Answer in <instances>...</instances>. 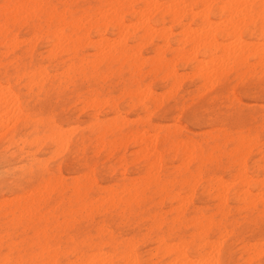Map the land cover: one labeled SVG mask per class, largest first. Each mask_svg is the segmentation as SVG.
<instances>
[{"label":"rangeland","instance_id":"1","mask_svg":"<svg viewBox=\"0 0 264 264\" xmlns=\"http://www.w3.org/2000/svg\"><path fill=\"white\" fill-rule=\"evenodd\" d=\"M51 1L56 5L59 12L68 10L74 11L78 18L81 17L80 15H83L86 8H94L98 5V0ZM157 1L163 3L165 0ZM192 1L193 0H188L189 3H192ZM6 4H8L7 0H0V8ZM201 5L202 4H199L198 6H193V8H191V12H199V15L197 12H194L196 15H198L196 18L187 16L182 21H176L168 16L163 18L161 15L155 14L151 19L150 26L152 28L154 27V30L158 28V31H154L157 33H155V36L152 39L145 37L144 29L141 30L140 27L136 30L137 38L126 40L128 48L131 49V54L134 51H140L137 53V55H141L144 71L146 74H148V76L146 75L143 77V85L150 87L157 99L155 102L150 104V113L152 111L151 115L150 113L141 114L140 108L138 107L131 109L127 106L130 99L129 96L126 95L125 91L127 89L126 82L130 78L129 70L125 69L121 74H107L105 70L106 66L104 65L101 67V72L97 75L92 76L90 73L86 72L88 75L87 78H84L77 72L71 73L69 76H65L63 70L58 69V63L50 62V60L47 58L48 51L50 49V44H48V41H51V39L44 38L36 41L33 40V32L30 27L17 26L13 28V33L16 34L18 39L21 41L18 40L20 44L16 47V49H14L12 53L0 59V83L5 85V87L6 85L9 87L11 86L12 91L18 95L19 105L21 106L23 114L26 116L24 118L19 114V112L17 113L15 111L13 112L14 114L11 112L8 114V116L3 114L4 116L6 115L5 117L3 116V120L1 119L2 115L0 117V203L11 201L15 198H21L26 194V192L28 195H30L32 190L39 188L43 181H46L51 177L62 178L65 180L66 184H71L75 179H80L83 181L88 177L93 176L100 187H112L118 189L119 187L128 183L129 180L139 177L138 174H140V178L145 176V162L143 159L138 158L137 153L139 149L133 144L121 146L120 148L118 146L116 150L103 149V147L101 150L99 149L101 143L99 144L97 136H95L90 127L94 122L92 115L94 116V114L98 112L97 116L100 121L103 122L116 116H114V111L110 109L112 103L109 106H104L103 108L100 107L93 111L94 108L91 107V103L89 104L90 106L88 105V100L93 98L95 99L97 96H99L100 100L105 98L106 100L109 99L114 101V103L118 106V109L123 113V116L130 119L131 121L133 120L132 122L130 121L131 127H139V129L146 128V130L150 131L149 136H153L156 132H158L157 134H159V137L162 138L170 132L171 134L179 136L182 140L187 138L191 139L192 141L194 140L195 143L197 142L199 145H202L206 151H209L213 147L214 141H219L221 144L227 142V148L222 149L223 151L228 152V154L223 156L221 165H209L207 167L208 170L205 173L204 180L200 182V178H198L199 180H194V182L196 181L197 185L195 186L193 182L191 187H189H196V194L194 197L192 194L190 195L189 188L182 189V186L180 185H173L170 189L173 195L175 192H177L175 194L180 193L182 197L188 196L187 199L185 198L186 200H188L189 197L191 198V196L193 197L189 202L190 206L186 211V221L183 222V225L195 218L197 212L200 210L204 211L207 217L213 216L216 213V201L209 198L207 192H205V187L208 186L213 180L214 183L221 179V181L225 180V182H230L227 184L232 185L230 186V189H232V194L240 189V185L238 184L240 183V180L236 182L237 180L235 176L237 177L236 174H239L237 171L240 170L239 167H241V164L244 161L246 168H243L242 166L241 169L243 168V171L247 172V177H252L251 180L254 179L255 181L258 180V182H262L264 178V156L258 151V147L264 145V64L262 63L261 66L260 60L258 61L257 57L251 56V58L247 54L248 67L247 65L241 66L239 68L240 74H238V70L233 64V61L231 65L227 63V69H223V73L224 71L225 73L223 74L221 72V76L216 74L213 75V71H209L208 69V72H211L213 77L216 76L218 78H215L217 79L215 82V79L211 78L212 76L210 74L211 81L209 85L211 86V89H209V85H207L205 88L203 87L209 83V80L207 81L204 79V77L201 79L199 76L200 74H195L197 71L194 70L193 66H187L181 61L175 62L176 65L173 64V66L176 67L177 72L182 75L181 76L178 74V76H180V78H178V84L174 83L172 80L164 78L166 75H168L166 74V70L160 71L156 75H149V72L156 66H160V64L164 63V61H171L174 58L173 55L178 50H184L186 52L188 49L190 53L191 51L193 52L192 48H194V43L188 42L185 44V42H183V45L182 41L186 35H191L192 32V34H196V32L198 34V28L200 29V27L204 30H207L205 28L210 27V21L220 23L219 21L222 20L220 24H223L224 26L218 24V26L220 25L219 28L221 27L220 29L215 23L214 25L212 24L213 22L210 23L213 29L212 27L210 28L214 31L218 29L217 32L220 33V44L223 45L228 42L231 43L233 38L236 37L238 39L239 36H241L242 41L240 42H244L245 44H248V42L251 43L250 41H252V43L256 42L260 45L258 47L262 49V45L260 43L263 41L264 44V37H262V35L264 36V31H262L261 28H264V26L261 27V25L264 23H258L260 22L259 20L262 19V17L259 19V17L262 16V14H260L262 12L259 6L254 8L256 12L258 10L259 17L257 18L256 16L257 20L254 18L256 22L252 23L253 21H251L250 17H255L254 15L256 14L253 13V15L250 13V15V11H247V5H244V7L246 6L245 12H248L246 15L248 14L247 16H250L249 18L245 19L248 21L250 19L251 22L248 23L246 22L247 20L245 22L243 21L246 23V25H244L242 20L245 19H241V22L238 20L240 22L239 24L236 20L235 23L238 25L243 23V25L241 24L240 26L236 27V29L239 28V30L235 29L236 32L239 31V35L237 36V33L234 35L231 34L232 32L234 33L233 28V30L230 29L232 32L229 31V26L235 27L236 24L234 25V21L237 19V17L233 16L235 19H231L232 21L230 23L232 25L228 23L230 20L228 21L227 17H232L229 16V14H231L229 10L220 9L222 6L221 4H214V7L211 10L206 9L205 6L202 8ZM142 8L144 7H141L138 9V11L141 12ZM199 8H201L200 11ZM242 8L243 7L240 6L238 11L242 12ZM236 10L234 13H237ZM201 11V14H205V16L208 17V26L206 25L208 20H204L205 17L200 14ZM205 11H207V15ZM202 16L204 19H202ZM134 22L136 24L137 20H132L130 24H134ZM138 23H140L141 26L142 22L138 21ZM225 24H227L228 28H225ZM187 25L189 28H193L189 29ZM159 27H161L163 30L168 29L169 33H171V38L168 42H164L157 36L160 32ZM194 27H198L196 28L197 31L195 32ZM214 27L217 28L215 29ZM183 29H189L192 32L189 31L190 33L188 34L186 31L183 32ZM203 31L202 34L205 32ZM260 31L262 32V35ZM183 33H186V35L184 36ZM95 34L96 33L94 31L91 32L92 41H96V39H98ZM230 34L232 36H230ZM83 35L84 32L82 31V33L77 35V38H81ZM117 36H120L118 35V31H110V34L107 35V37L110 39H118L119 37ZM23 39H25V41ZM156 39L158 41H156ZM237 39L234 41L235 44ZM146 41L148 43H146ZM229 43L226 45L229 46ZM252 43L248 44V46L251 45V48L255 45ZM138 45L141 46L139 47ZM236 46L233 47L236 48ZM238 46H240V44ZM255 47H257V45L254 46V49H258L260 51L259 48ZM90 48L91 47L84 48L82 53L85 57H87L88 62H93L97 60L96 56L99 54L97 53V55H94V53L99 51ZM161 48L163 50H161ZM229 49L233 48H230L229 46ZM137 55H135L134 52V57ZM161 55H163L162 57L164 60L161 58ZM186 55L188 54L186 53ZM15 56L19 57V65L21 67L20 71L16 70V65L12 63ZM35 56L36 58L34 59ZM195 56H197L198 59H202V61H206L208 59V54H206L205 50L203 49L197 51ZM155 57L158 60L157 62L154 59ZM206 62L209 61L207 60ZM120 63L114 64L112 66V70L120 69ZM251 63H254L255 65L252 67ZM258 63L260 64L257 65ZM250 64L251 67L249 66ZM210 65L214 66L212 64ZM90 66L89 68H91ZM229 66L230 69H228ZM231 66L233 67L232 69ZM32 67H42L41 69L49 73L48 77H45L46 81L43 86H30L28 78L24 77V74L30 72ZM88 71H90V69H88ZM102 71H105V74ZM183 75L185 76L183 77ZM160 78H163V80H160ZM202 80H205L206 82H203ZM179 81H181V83ZM158 97L160 98V101L162 100V102L158 101ZM110 113L111 115H109ZM17 116L19 120H17ZM9 118H13L15 120H9ZM52 126L63 130L62 132L64 133L65 138L63 137L62 142L64 141V143L55 144V141H53L51 138H47L50 135L49 129H51ZM150 126L151 128H149ZM64 129L67 131H64ZM154 130H156L155 133ZM67 132L68 135L66 134ZM240 134L243 135L242 138H240ZM65 135H67V137ZM244 135H246L247 138ZM45 136L47 139L44 138ZM242 139L250 142L252 149L245 152V155L243 154L241 157L233 159V161L230 159L229 154L231 151H233L234 147H236L239 140ZM64 144H66V148ZM171 148V145L168 146L165 151L161 152V156L155 161L158 162L159 160L158 164L162 162L164 172L171 176V178H176L180 176V172L183 174L185 168L183 166L185 164L183 163V160L177 159L175 157V152L174 150L172 151ZM108 152H111L112 154H109ZM122 160H126V162H124L125 164L122 163ZM191 169L194 170L195 167H192ZM91 172L92 174H90ZM214 177H217L216 179L218 180H215ZM197 181H199V183ZM233 181H235V184H238L235 188L233 187V185H235ZM252 191L254 195L256 192L257 194H261V192L264 193V191L255 189H252ZM67 192L68 193L66 197H71L72 193L70 191ZM96 194L97 193L95 192L94 196L99 197ZM148 195H151L152 199L141 205V209L138 207L134 208V215L127 214L123 216L122 210H118L117 212H113V214L110 213L106 216L95 213L92 216V219H90L79 213L76 214L73 219H70L64 228H69V231L67 232L68 236H72L79 241L90 238L96 242H100L98 229L99 226H102L103 230L105 231L104 235L111 233L113 238L118 241V243L129 240L128 242H131L130 247L135 246L133 248L137 251V254L140 257V264H169L171 260L173 261L175 255H167L165 249L167 250V248L174 246L172 244L173 242L174 244L178 243L177 240L168 238L170 228L173 226V219L176 218V214L172 213L171 210L177 206L170 203L169 198H161L159 195H155L154 191L150 192ZM72 206L74 209L77 207L75 203H66L64 204L63 209L65 210L71 208ZM229 206L231 207L232 213L230 215L228 227L229 231L234 232L231 233L227 238L221 237L222 239L218 234H215L212 236L211 242L215 240V242H213L216 243L215 247L218 244L216 242L218 239L219 244L222 243V245H220L221 247H218L219 245L216 247L217 251H220V264H246L249 254V248L247 245L248 243L251 245L254 242L251 247L254 245V251L257 250V252H262L264 248V214H262L264 208L260 207L261 214H258L247 211L243 205H238L234 201H229ZM62 211L63 210H61V212ZM158 213L168 214V223L164 226L163 232L166 235L168 244H171V246L169 245L170 247H163L164 250L157 241L158 235L161 236V234H158V231H155L153 230L154 228H152V217ZM3 215L4 214L0 216V225L4 226V224L10 221L12 218L9 217L8 220H5ZM62 217L63 216H61L60 220L63 222ZM24 225H26V222ZM179 227L180 226H178V228ZM5 229L8 230L9 234H11V240H4L3 247L0 249V256H4L6 253L8 254V246L10 243L16 242L22 245V241L30 242L37 237V235H35V227L26 230H16L14 227L7 229L5 226L3 229H1L0 226V238L5 236ZM183 230L184 229H182V231ZM180 231L178 230L177 236H180ZM65 237L66 234L62 237L63 248L67 246V239ZM186 237V241L190 240L189 242H191L192 234L188 233L186 234ZM109 238L110 236L104 237V240ZM260 241L262 242L260 243ZM214 250L215 249L211 251ZM38 251L39 248L37 247L28 248L26 246H21L14 253V256L24 254L29 255L30 253ZM106 251H109V249ZM153 253L155 255L152 256ZM262 253L263 254L261 255L260 261L254 264H264V252ZM61 264H67V257L62 259Z\"/></svg>","mask_w":264,"mask_h":264},{"label":"bare ground","instance_id":"2","mask_svg":"<svg viewBox=\"0 0 264 264\" xmlns=\"http://www.w3.org/2000/svg\"><path fill=\"white\" fill-rule=\"evenodd\" d=\"M7 1L8 4L6 5H10L11 7L5 8L4 5L3 7L0 8V52L3 51L0 54V59L8 56L20 44L19 41L21 40L18 39V36L13 33L12 29L17 26L30 27L33 32L32 33L33 40L38 41L44 38L51 39V41H48V44H50L49 45L50 49L48 51L47 58L50 60V62L58 63L57 65L58 69L63 70L65 76H69L71 73L77 72L84 78H87L88 75L86 72L90 73L92 76L97 75L101 72V67L104 65L106 66L105 70L107 74H112V73L121 74L123 70L125 69L129 70L130 78L126 82L127 89L125 91L126 95H128L130 99L127 106L130 107L131 109L137 107L140 108L141 114L150 113V104L155 102L157 99L154 93L152 92V90L150 89V87H146L143 85V81H142L143 77L146 75L148 76V74H146V72L144 71V67H143L144 65L142 63L141 55H137V53L140 51L139 50L134 51L135 55H137L134 57V52L131 54V49L128 48L126 40L137 38L136 30L140 27L141 30L144 29L145 37L152 39L155 36V33H157L154 31L155 30L158 31L157 30L158 28L154 30V27L152 28L150 26V22L153 15L155 14L161 15L163 18L168 16L176 21H182L187 16H192L193 18H196L199 15L198 11H196L198 15L195 14L196 13L195 11H194L195 13L193 11L191 12V8H193V6H198L199 4H202L201 5L202 8H204L203 6H205L206 9L211 10L214 7L213 6L214 4L215 5L221 4L222 6L220 5L221 6V8L219 7L220 9H225V10L227 9L229 10V12H231L229 16L232 17L231 18L229 17L230 19L227 17V20L228 21L230 20L228 22L230 25H232L230 23L232 21L231 19L234 20L235 17H237V19H235L234 21V25H235L236 20L237 21L239 20L241 22V19L249 18L250 16H247L248 14L246 15V13H248L249 11H250L249 14L250 13L256 14V15L253 14L255 17L253 16L250 17L251 21H253L252 23H255L257 18L259 17L258 16L259 14H258V10L256 12L254 8L259 6L262 12L260 13L262 14V16H260L259 19L261 17L262 19L259 20L260 22L258 23H262V24L264 23V18H263L264 0H193L192 3H189L188 0H165L164 2L162 1L163 3L157 0H141V1L140 0H98V5L94 8L93 7L86 8L84 10L83 15H80L81 16L80 18L76 16V13L74 11L68 10L64 12L63 11L59 12L56 5L53 4L51 0H7ZM244 5H247L248 12H245L246 6L244 7ZM240 6L243 7L242 9L244 12L238 11ZM141 7L144 8H142L143 11L141 9L140 12L138 11V9H140ZM200 10L201 8H199V11ZM235 10L237 13H234ZM206 12L207 11H205V13ZM201 13L202 11L200 12V14ZM203 16L205 17V19ZM203 16L202 19L207 21L208 17L205 16V14ZM250 19L249 21L247 19L242 20V22L243 21L245 22L247 20L246 22L250 23L251 22ZM132 20H137L136 24L135 22L134 24H130ZM138 21L142 22L141 26L140 23H138ZM221 21L219 22L221 23ZM239 21L237 22L238 24L240 23ZM208 22L209 20L207 21L206 25L208 24ZM211 22L213 21H210V23ZM210 23L209 26L212 27ZM214 23L215 21L212 24L214 25ZM220 23L217 22L215 24L216 26H218V24ZM243 23L241 24L243 25ZM238 24H236L235 27L229 26V31L234 29L233 30L234 33L231 31L232 35H234L235 33H237L236 34L237 36L239 35L238 34L239 31L236 32V30L237 29L239 30V28L236 29V27L240 26L241 24L240 25ZM225 25H226L225 28L226 27L228 28L227 24ZM244 25H246V23H244ZM262 26H264V24L261 25V27ZM210 27L205 28L208 30V32L207 30H204L201 27H200L201 30L198 27H196L200 31V32L198 31V34L197 32L196 34L195 33L192 34L193 32L189 30L193 27L189 28L188 26L189 28L187 29L188 31L183 29L182 31L183 32L186 31L188 32V34L192 32L191 33L192 36L183 33L184 36L186 35L185 36L186 39L184 38V40L186 41L184 40L182 41V43L185 42V44L188 42L194 43L193 44L194 48H192L193 52L191 51L192 54L188 51V49L186 52L184 50L183 51L178 50L173 55L174 58L172 60L168 58L171 61H164V63L160 64V66L158 67L156 66L154 69H152L149 72V75L151 74L156 75L160 71L166 70L167 71L166 74L168 75H166V77L164 78H167L168 80H172L174 83H177L178 78H180L178 74L180 73L177 72L176 67L173 66V64H175V62L177 61L178 62L181 61L184 62L187 66H193L194 70L197 71L195 72V74H200L199 76L201 77V79L202 77H204V79H206L207 81L209 80V83L207 82L208 84L203 86L205 88L207 85L210 84L211 78L213 79L217 78L216 76L213 77V75L216 74L221 76L220 73L221 72L223 73V69L224 68L227 69L228 64L231 65L232 61L233 64L236 66V69L238 70V74H240L239 68L243 65L248 64L247 54L249 55V57L251 56L257 57L258 61L260 60L261 66L262 63L264 64L263 41L260 43L262 45L261 46L262 49L258 47L260 46L259 43L258 44L256 42L252 43V41H250L253 45L254 44L257 45V47L255 48H259L260 49L259 51L258 49L257 50L254 49L255 45L252 46V48L250 47L251 45L248 46V44H251L249 42L248 44L247 43L245 44L244 42H240L242 41V37L239 36L238 39L236 37L233 38L234 40L232 39L233 41V42L231 41L232 44L228 42L230 44L229 45L230 48L231 47L233 48V49H229V46L226 45L228 43L223 44L226 46L220 44L219 41L220 33L217 32L218 29L214 31L212 30L213 27L212 29ZM196 28L195 30L193 29L194 32L197 31ZM159 29L160 32L159 35L157 36L161 38L164 42H168L171 38V33H169L168 29L167 30L165 29L168 32L163 30L161 27H159ZM261 29L262 31H264V28ZM82 31L84 32V35L81 38H77V35L82 33ZM92 31H94L96 33L95 35L98 37L96 41L91 40ZM110 31L113 32L118 31V35L120 36L117 37L119 38L118 39L108 38L107 35L110 34ZM202 31L204 32L203 34ZM260 33L262 35L261 31ZM231 34L230 36H232ZM262 37L264 36L262 35ZM25 39L23 40L25 41ZM235 39H237L236 44L234 42L236 41ZM156 41L158 40L156 39ZM146 43L148 42L146 41ZM239 44L240 46H238ZM233 46H236V48ZM86 47H91L92 49L99 51L94 53V55L95 54L97 55V53H99L98 54L99 56L98 55L96 56L97 60L93 61L94 63L88 62L87 57L83 55L82 52ZM200 49L205 50L206 54H208L207 60L209 62H206L207 60L202 61V59H198L197 56H195L197 51H199ZM161 50L163 49L161 48ZM186 53L188 55H186ZM162 56L163 55H161V58L163 59ZM35 58L36 56L34 57V59ZM154 59L156 60V62L158 61L156 57ZM12 63L16 65V70L20 71L21 67L19 65V57L15 56L13 58ZM116 63H120V69L112 70V66ZM260 63H258L257 65H259ZM210 64L214 66H211ZM251 64L249 65L250 67ZM253 65L255 64L253 63L252 67ZM89 66L92 69L89 68ZM41 68L42 67L39 68L32 67L30 69L31 70L30 72L24 74V77L28 78L30 86L44 85L46 81L45 77H48L49 73ZM232 68L233 67L231 66V69ZM88 69H90V71H88ZM208 69L209 71L210 70L213 71L212 73L213 75L211 74V72H208ZM228 69H230V66L228 67ZM102 72L105 74V71ZM210 74L212 76L211 78H210ZM185 75H183V77ZM217 79H215V82ZM160 80H163V78L162 79L160 78ZM179 82L181 83V81ZM209 89H211V86L209 87ZM159 97H158L159 99L158 101H160ZM104 99L100 100L99 96H97L95 99L93 98L90 100H88L87 98L88 105L91 103V107L94 108V109L92 108L93 111L100 107L103 108L104 106H109L112 103L110 109L114 111L115 113L114 116H116L112 119L107 118L108 120L103 122L100 121V119L98 118L97 116L98 112L95 113L94 116L92 115L94 122L90 127L94 132L95 136H97L98 138L97 140L99 141V144L100 143L102 144V145L100 144L101 148L99 147V149L101 150L103 147V149L116 150L118 146L120 148L121 146H127L128 144H133L135 147L139 149V151L137 150L138 158L143 159L145 162V171H144L145 176L140 178V174H138L139 177L129 180L128 183L124 184L118 189L112 187L109 188L100 187L98 182L93 176L90 177L87 176L88 178L83 181L74 178L75 180L71 184H66L65 180L62 178L51 177L50 179L43 181L39 188L36 189L33 188L34 190L30 192V195H28V193L26 192V194L21 198L14 197L15 199L11 201L0 203V216L4 214L3 218L5 220H8L9 217L12 218V219L10 218L11 220L4 224V226L7 229L10 227H14V229L16 230L19 229L26 230L35 227L36 229L35 235H37V237L31 240L30 242L22 241L21 242L22 245L16 242L10 243L8 246V254L6 253L4 256H0V264H9L10 261L19 260V259L34 260L39 262V264H61L62 259L64 257H67V264H140L141 263L140 257L137 254V251L133 248L135 246L130 247L131 242H128L129 240L124 241L122 243H118V241H116L113 238V235L111 233L104 235L105 231L103 230L102 226H99L98 229L100 242H96L95 240L90 238L79 241L78 239L73 238L72 236H68L67 232L69 231V228H64V227L70 221V219H73L74 216L79 213L85 215L86 218H90V219H92V216L95 213L103 214L106 216L110 213L113 214V212H117L118 210H122L123 216L127 214L134 215L135 214L134 208L137 207L140 208L141 205L145 204L148 200L152 199V196L151 195L149 196L148 194L153 191L155 195H159L161 198L164 197L169 198L170 203L177 206L176 208L174 207L171 210L172 213L176 214V218L173 219L172 222L173 226L170 228V231L168 233L169 239L177 240L178 242L177 244L171 242L174 245L172 247H170L171 244H168L166 235L163 232L164 226L168 223V214L158 213L153 217L151 216L152 217L151 221L153 223L152 228H154L153 230L158 231V234H161V236L158 235V239H157L158 244L162 248L163 247L165 248L167 246L170 247L167 248V250L165 249L167 255L169 256L175 255L173 261L171 260L169 264H220L221 263V259L219 255L220 251H217L216 247L218 245H219L218 247H221L220 245H222V243L219 244L218 241L219 239H218L216 241L218 244L215 247L216 243H213L215 242V240L211 242V239L212 236L215 234H218L220 238L221 237L227 238L231 233L234 232V231H229V227H228V223L230 222V215L232 213L231 207L229 206V201H234L238 205H243L245 209L249 212H255L261 214L260 207L264 208V193L261 192V194L259 193L257 194L256 192L254 195L252 193L253 192L252 189L264 191V178L262 182L260 181L258 182V180L257 181H255L254 179L251 180L252 177H247L248 176L247 172L243 171L244 170L243 168H246L244 161L241 164V167L243 166V168L241 169V167H239L240 170L237 171V173H239L236 174L238 178L235 176L237 180V181L235 180L236 182L240 180V183H238L240 185V189L232 194V189H230V186L232 185L231 184L228 185L230 182L228 181L225 182V180L221 181L222 179L218 180L216 179L217 177H214L215 180H218V182L214 183V180L212 179L213 181L208 186L205 187V192H207L209 198L216 201L217 203L216 213L213 216L207 217L206 213L200 210L199 212H197L195 218L191 219L190 221L187 222V224L183 225V222L186 221V211L190 206L189 202L191 198H193L194 195L196 194V187L194 186H192V188L189 187H191L194 180H197L198 178H200V182L204 180L205 173L208 170L207 167L209 165H213V164H216L217 166L221 165L223 156L228 154V152H225L222 149V148L225 149L227 148V142L221 144L219 141H214L213 147L209 151H206L202 145H199L197 142L196 144L194 140L192 141L189 138L182 140L180 139L179 136L171 134L170 132L161 138L159 137V134H157L158 132L154 130V133L156 132L155 133L156 135L153 133L154 134L153 136H149L150 131L146 130V128L143 129H139V127L132 128L131 122L133 120L131 121L130 119L123 116V113L118 109V106L114 103V101L109 99L108 100L106 99L104 100ZM160 102H162V100ZM0 111H1L0 117L2 115L1 119L4 116L3 114H6L8 116L9 113L12 112V114H14L13 112L15 111L17 113L19 112V114L22 115V117L24 118L26 116L23 114L21 110V106L19 105L18 95L12 91L11 86L9 87L6 85L5 87V85H3L2 83H0ZM109 115H111V113ZM11 119L9 118V120ZM17 120H19L18 116H17ZM139 120H143V119H139ZM149 128H151V126ZM65 130L66 129H64V131ZM62 131L63 130L52 126L51 129H49L50 135L47 138H51L53 141H55V144L64 143V141L62 142V139L64 137V133ZM68 132L66 133L67 135ZM67 135L65 136L67 137ZM242 137L243 135L240 136V138ZM44 138H46V136ZM64 145L66 148V144ZM170 145L172 146L171 148L172 151L174 150L175 152V157L177 159L183 160L184 161L183 163L185 164V165L183 164L184 166L182 165L183 167H185L183 174L182 172H180L182 175L180 174V176L176 178H171V176L167 175L164 172L162 162L158 164L159 160L158 162L155 161L157 160V158L161 156V152L165 151V149ZM251 147L252 146L250 142L244 139L239 140L236 147H234L233 151H231L229 154L230 159L233 160L235 158L241 157L245 152L252 149ZM258 151L264 156V145L258 147ZM122 161H123L122 163L126 162V160H122ZM192 167H195V169L192 170L191 169ZM92 172L90 174H92ZM235 181H233V183ZM197 182L199 183V181ZM193 184H195L196 186L197 185L196 181ZM238 184L233 185V187L235 188ZM173 185H180L182 186V189L189 188L190 195L192 194L193 197L191 196V198L189 197V199L186 200L188 196L187 197L183 196L184 197L183 198L180 193L175 194L177 192L175 193L173 192L174 193L173 195L172 191L170 190ZM67 191H70L72 193V196L69 198L66 197L68 193ZM95 192L97 193L96 195L99 197L94 196ZM66 203H71V204L75 203L77 207L76 209H74V207L72 206L71 208L64 210L63 206ZM61 210L63 211L61 212ZM262 214H264V210L262 211ZM61 216H63L62 217L63 222L62 220H60ZM25 222L26 225H24ZM0 226L1 229H3L4 226L3 225ZM178 226L180 227L178 228ZM182 229L184 230L182 231ZM178 230L179 231L181 230L179 232L180 236H177ZM4 232H6L5 236L0 238V249L3 247L4 240L6 239L11 240V234L8 233V230L5 229ZM188 233L192 234L191 242H189L190 240L186 241L187 238L186 234ZM65 234H66L65 238L67 239L66 242L67 246L63 248L62 237ZM109 236H110L109 239L104 240V237H109ZM261 242L262 241H260V243ZM257 243L260 244L259 242ZM252 244H254V242ZM252 244L251 245L250 243L247 244L249 248V254H248V261L245 259L247 262L246 264L257 263L258 261H260L261 255L263 254L262 252H264V248L263 250L261 249L262 252L261 251L257 252V250L254 251L255 248L254 245L253 247H251ZM20 245L26 246L28 248L37 247L39 248V251L30 253L29 255L24 254V255L14 256V253L21 247ZM54 246L57 247L55 248ZM107 249H109V251H106ZM213 249L215 250L211 251ZM153 255L155 254L153 253L152 256Z\"/></svg>","mask_w":264,"mask_h":264},{"label":"snow or ice","instance_id":"3","mask_svg":"<svg viewBox=\"0 0 264 264\" xmlns=\"http://www.w3.org/2000/svg\"><path fill=\"white\" fill-rule=\"evenodd\" d=\"M8 7H11V6L5 5V8H8ZM9 264H39V262L34 261V260L19 259V260L10 261Z\"/></svg>","mask_w":264,"mask_h":264}]
</instances>
